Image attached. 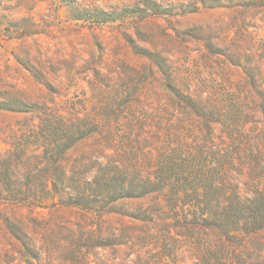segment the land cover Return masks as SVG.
Here are the masks:
<instances>
[{
  "label": "rangeland",
  "instance_id": "1",
  "mask_svg": "<svg viewBox=\"0 0 264 264\" xmlns=\"http://www.w3.org/2000/svg\"><path fill=\"white\" fill-rule=\"evenodd\" d=\"M263 99L264 0H0V264H203L220 239L171 230L160 197L85 209L51 180L180 155L202 183L217 148L264 150ZM61 131L95 134L63 155L43 140ZM235 161L241 183L260 169Z\"/></svg>",
  "mask_w": 264,
  "mask_h": 264
},
{
  "label": "trees",
  "instance_id": "2",
  "mask_svg": "<svg viewBox=\"0 0 264 264\" xmlns=\"http://www.w3.org/2000/svg\"><path fill=\"white\" fill-rule=\"evenodd\" d=\"M201 2L204 4V0ZM116 20L121 19L107 15L103 21ZM254 87L258 90V86ZM259 103L264 113V99ZM187 104H192L189 106L196 113L198 107L189 99ZM200 116L202 117V114ZM52 130L58 129L54 127ZM94 134L91 132L89 135H83L81 131L64 134L61 131L60 134L43 136V140L46 141L47 149L57 150L60 147L61 154L64 155L71 146ZM113 140H108L111 147ZM240 145L235 148H217L213 154L217 164L211 167L214 168L211 170L216 169L217 172L214 177L204 178L202 183L191 180L200 178L204 171H196V164L191 166L178 155L162 156L155 163H147L145 172L125 161L122 163L119 160H110L107 164H102L96 160L92 167L94 173L91 179L86 181L83 175L84 164L74 168L71 165L67 172L63 168L58 169V177L51 180V186L53 192L58 194L61 188L82 183L81 192H77L75 197L63 204L85 209H93L103 204L110 205L120 200L160 197L154 203L156 209L154 213L151 211V214L170 222L171 230L183 236L185 234L180 233L181 230L212 232L220 239L199 246V251L205 255L203 264H264V241H246L264 235V150ZM236 156L249 160L251 167L252 161L260 165L256 173L250 170L249 182L241 183L238 177L233 176L235 172L232 167L238 165ZM56 163H52V166H56ZM238 167L243 168L244 165L239 164ZM151 171L152 173H148ZM208 172L206 170L203 175ZM198 184L201 187L198 188ZM242 185L243 188L240 187ZM46 200L59 201L58 195L48 196Z\"/></svg>",
  "mask_w": 264,
  "mask_h": 264
}]
</instances>
